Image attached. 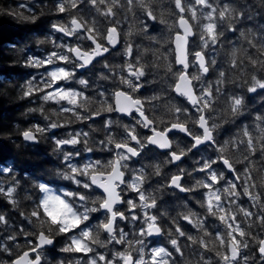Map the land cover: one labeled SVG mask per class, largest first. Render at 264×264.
Here are the masks:
<instances>
[{"label":"snow or ice","instance_id":"snow-or-ice-1","mask_svg":"<svg viewBox=\"0 0 264 264\" xmlns=\"http://www.w3.org/2000/svg\"><path fill=\"white\" fill-rule=\"evenodd\" d=\"M258 2L264 9V0ZM30 5L32 0L20 3L7 14L35 24V7L46 5L58 17L52 33L74 40L42 33L37 45L52 47L44 55L26 54L24 66L45 70L20 85L21 99L42 101L28 112H39L47 123L19 135L37 144L50 134L60 164L48 173L53 179L29 177L30 211L19 213L25 226L7 234L9 219L0 211L6 233L0 236V264H264V109L253 114L245 101L247 94L264 99V25L241 27L253 18V6L246 0ZM117 10L133 17L126 32L118 27L124 21ZM146 21L165 25L167 35H149ZM228 33H239L236 42ZM134 35L153 46L141 49L130 39ZM113 55L123 62L113 64ZM85 71L95 82L83 78ZM145 84H159V91L144 95ZM49 103L58 107L49 111ZM77 123L88 131H67L62 138L53 131ZM225 124L237 131L221 140ZM189 154L193 164L181 167ZM15 166L0 156V197L19 209ZM56 180L76 188H54ZM177 193L185 196L169 209L161 198ZM193 198L199 210L191 206ZM57 238L63 240L59 252L72 256L53 255Z\"/></svg>","mask_w":264,"mask_h":264},{"label":"trees","instance_id":"trees-1","mask_svg":"<svg viewBox=\"0 0 264 264\" xmlns=\"http://www.w3.org/2000/svg\"><path fill=\"white\" fill-rule=\"evenodd\" d=\"M237 2H245V0H237ZM248 4L253 6V18L251 20H247L244 22L241 27L243 28H251L253 30L258 29L261 25H264V9L259 6L258 0H246ZM20 3H28V0H0V156H4L8 158L9 166L12 165L13 161L15 162V168H13V174L21 181V187L17 189L16 199L20 201L19 209H13V207L7 203L2 197H0V211H3L9 219V229L8 233L10 234L12 229L15 228L19 230L20 227L26 225V221L20 216V211L28 212L30 211L31 201L25 199L26 190L28 192L31 191V177H39L41 179H53L52 176L48 175V173L54 172L56 168L59 166L60 161L57 158V155L54 154L53 148L54 144L50 139L46 138L50 134H45L44 137H40L39 143L34 145H27L22 142L21 136L19 135V131L31 127L33 124H40L44 126L47 121H44L39 112L29 113V108H36L39 106L42 101L36 100L35 98L32 101L28 99H21V91L20 85H22L26 80L31 79L32 75H38L39 73L44 72V68L34 69L24 66L25 56L32 54H40L44 55L46 49H50L52 46L48 45H37L36 40L44 39L45 34H51L53 39H55L58 34L52 33L51 31V23L55 22L58 17L55 13L49 14L48 7L45 5L44 7H35V13L38 16L35 24L27 21H23L17 16L7 14L10 10L15 11L17 6ZM40 0H32V5H39ZM160 8L157 7V14L160 12ZM118 15L117 18L124 21L118 27L123 29L125 32L128 31L130 25L134 23L133 17L131 14H126L122 10H117ZM43 12V15H41ZM25 15H31V13L25 11ZM95 16V13H92ZM125 15L128 16L127 20H124ZM137 16L140 17L141 20L145 19L141 13L137 11ZM102 23H107L103 21ZM150 26L149 35L153 36H161L167 35V29L165 25L159 24L154 21H146ZM39 28L40 31H36ZM140 28L139 24H135V29L138 30ZM229 38L236 42V36H233L231 33L227 34ZM61 37V36H60ZM133 42L140 44L141 49L144 47L153 46L152 42L145 39L143 35H134L130 38ZM66 40L61 37L59 42H65ZM69 44L74 43V40H68ZM120 50L123 49V43L119 46ZM30 50V51H29ZM55 50V49H53ZM250 51H254L251 50ZM146 60L151 59V54L149 53L146 57ZM219 59V58H218ZM110 61L113 64H119L123 62L121 55H113L112 60ZM98 71V69H97ZM162 75V73H161ZM83 78L89 79L95 82V77L88 71L83 73ZM149 80L154 79L152 75H149ZM105 85L108 82H102ZM77 89L80 88L78 84L71 85ZM159 84H145L143 91L144 95H152L154 92L159 91ZM239 91V90H237ZM88 94V93H86ZM173 95V94H172ZM174 96V95H173ZM179 99V98H177ZM246 104L250 111L255 114V110L264 109V99H261L259 96H255L254 94H247L245 97ZM58 106L55 104H47L45 108L47 110H52L57 108ZM125 122H127V118H125ZM97 123L99 120L97 119ZM241 124L249 123V120L241 118ZM83 128L85 131H88V128L83 124H72L67 129H56L53 130L57 134V138H62L63 134L67 131H75ZM237 131L235 125L225 124L222 129H220V139H228L230 135H234ZM99 138L100 134H94ZM87 155V154H86ZM106 154L97 152L96 156L99 158H104ZM201 155H206V153H201ZM196 160L200 159V156L195 157ZM254 159H259V157H255ZM193 164V158L191 154H189L188 160L181 164V167H189ZM139 164H136L135 167H139ZM238 167H241L238 165ZM171 171H176V169L172 166H169ZM26 170V171H25ZM168 169H166L167 171ZM3 179L10 181L11 177L6 176ZM157 179V178H154ZM5 188L10 186L8 183H5ZM54 188L56 187H64L67 186L70 190H75L76 186L71 185L68 181L56 180L52 185ZM191 195V194H188ZM185 194L180 195H164L161 200L169 209L176 207L182 201L178 199V197H184ZM246 199V198H245ZM191 206L196 208L195 198L191 201ZM245 207L248 205L245 204ZM180 209L177 208V211ZM255 211V209H252ZM175 214V213H173ZM211 223V221H209ZM182 224L185 222L181 221ZM123 226V223L122 225ZM131 227V226H129ZM189 229L190 225H186ZM192 232L195 233V229H192ZM3 231V227L0 226V236L5 235ZM23 237H19L18 241L23 242ZM60 242L57 244L55 250L53 251V255L56 256L57 259L70 257L73 254H64L59 252V248L63 246L62 238H57ZM151 243V242H150ZM5 258H7L5 256ZM51 259V256L49 257Z\"/></svg>","mask_w":264,"mask_h":264},{"label":"water","instance_id":"water-1","mask_svg":"<svg viewBox=\"0 0 264 264\" xmlns=\"http://www.w3.org/2000/svg\"><path fill=\"white\" fill-rule=\"evenodd\" d=\"M58 35L62 36V34H58ZM173 95H174V94H173ZM179 135L183 136V134H179ZM20 138H21V140H22L23 143H25V144H27V145H34L33 143L23 141L22 136H21ZM179 194H180V195H183L182 193H179Z\"/></svg>","mask_w":264,"mask_h":264},{"label":"flooded vegetation","instance_id":"flooded-vegetation-1","mask_svg":"<svg viewBox=\"0 0 264 264\" xmlns=\"http://www.w3.org/2000/svg\"><path fill=\"white\" fill-rule=\"evenodd\" d=\"M60 36V35H59ZM62 37V36H61ZM66 40V42L68 43L69 38H64ZM110 59L112 60V57H110ZM84 73V72H83ZM181 136V135H180ZM179 194V193H178Z\"/></svg>","mask_w":264,"mask_h":264}]
</instances>
